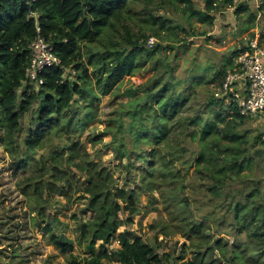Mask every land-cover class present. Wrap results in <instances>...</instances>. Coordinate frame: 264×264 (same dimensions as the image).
Segmentation results:
<instances>
[{"label": "trees", "instance_id": "obj_1", "mask_svg": "<svg viewBox=\"0 0 264 264\" xmlns=\"http://www.w3.org/2000/svg\"><path fill=\"white\" fill-rule=\"evenodd\" d=\"M233 2L0 0L1 141L14 169H25L29 165L30 157L19 155L16 134L21 128L22 116L36 101H41V107L36 127L30 130L26 142V148L32 153L44 149L54 135L62 138L59 131L64 135L73 133L76 98L86 111L81 120L96 116L97 106L92 103L99 96L95 97L89 87L88 67L96 78L100 94L107 95L122 75L133 76L147 61L152 63L154 74L136 88L127 89L128 101L114 108L101 132L111 136L107 147L112 150L113 159L126 160V182H135L133 174L138 169V187H117L114 169L120 166L91 161L79 142L70 146L66 160H62L63 153L62 158L54 156L50 166L43 158L36 159L33 167L40 174L17 181L18 189L28 197V205L34 213L32 225L41 226L46 242L64 255L67 264H169V254L159 256L154 247L140 238L131 240L121 233L119 248L106 246L118 228L130 225L133 216L139 213V194L154 192L169 220L153 225L152 229L159 226L165 237L180 234L188 240V246L182 245L192 250L193 259L183 264H222L221 260L224 264H264V176L253 174L254 160L248 154L250 140L239 131L245 120L256 117L242 115L235 99L215 96V89L221 86L226 71L234 67V59L247 49L249 41L253 38L259 43L264 41V14L256 20L257 13L264 10V0L260 9H256L253 0H237L234 10L226 12ZM132 3H141V10L135 12ZM167 7L173 13L179 12L186 24L173 25L174 20L166 18V13L158 14ZM224 12L238 23L236 37L240 43L232 52L233 60H226L228 69L217 74H202L201 82L187 78L189 86L183 88L180 83L165 79L166 73H175L174 68H168L170 71L157 68L155 57L162 54L161 58H166L167 51L176 47L180 41L176 38L177 30L190 33L186 26L192 25L191 18L212 26L215 16ZM135 14L141 16L150 34L141 28L133 32L129 21ZM257 28L260 29L258 34ZM107 29L119 32V41L108 36L105 50L93 51L90 43L99 40ZM162 32H167L168 44L162 46L158 41L148 48L146 44L153 38L158 39ZM35 38H43L53 46L61 61L60 66L45 69L40 74L43 83L37 87L25 83L29 45ZM76 73L79 83L71 80ZM200 83L204 84V90L209 89L203 103L197 101L199 92L193 90ZM88 92L92 94L89 101L85 97ZM256 141L264 144L261 136ZM70 169L78 171L84 179ZM61 181L67 186L66 192L57 186ZM71 192L79 193L86 201L85 209L93 214L88 219L74 218L73 230L76 240L86 245L85 254L90 257L67 253L73 241L64 233H54L57 217L47 219L45 204L51 195ZM203 198L208 199L209 207L216 206L208 219H199L200 214L192 207L205 205ZM229 215L231 220L227 219ZM209 219H218L219 225L243 239L230 243L225 236H219L211 245L212 237L206 234L213 228ZM169 226L173 227L171 232H168ZM215 251L219 259H214ZM178 260L183 258L178 257Z\"/></svg>", "mask_w": 264, "mask_h": 264}, {"label": "rangeland", "instance_id": "obj_2", "mask_svg": "<svg viewBox=\"0 0 264 264\" xmlns=\"http://www.w3.org/2000/svg\"><path fill=\"white\" fill-rule=\"evenodd\" d=\"M141 7V3L131 4V8L135 12H139ZM200 7H202V5ZM163 12L166 13V18L174 20L173 25H177L178 23L183 25L186 24L184 22L185 20H183L184 17L182 18L179 12L173 13L171 8L167 7L159 11L158 14L160 15ZM155 13L156 11L154 14ZM229 15L230 14L225 12L216 15L215 22L212 26L197 23L195 18H191L190 22L192 25L189 27L187 24L186 26V30L190 33L178 29L176 38L180 41L176 43V47L167 51L166 58H161L162 54L155 57L158 61L157 68H174L175 73H166L165 79H169L173 81V83H180V88H183L184 86H189L190 81L187 78H194L193 82H197L198 80L201 82L200 80H202V77L200 76L202 74H217L218 71L226 69L228 67L227 58L233 60L234 57L232 56V52L240 44L236 37L238 23H234L233 19L230 20ZM140 19L141 16L138 14L131 17L129 21V23H131V29L133 32L137 33L139 28H141L147 35L150 34L149 29L147 28V30H145V26ZM190 28H192L194 33H192ZM118 33L119 32L116 33L111 29H107V32H103L99 40L90 43V46L93 51H104L108 36L114 41H119L120 36ZM120 34H123V30L121 29ZM165 34H167V32H162L158 38L159 40L153 38V41L150 40L146 46L151 49L158 41L161 42L162 46H166L170 40L165 39ZM120 47L122 48V46ZM86 59L85 56V60ZM151 64L150 61H147L140 71L135 72L133 76L128 74L122 75L112 87L111 92L107 95L100 94V91L97 89L96 78L91 71V67H88L91 79L89 87L95 97L99 96L97 97L98 99H95L92 103L93 106H97L96 116L88 121L81 120L86 111L82 109L81 103L78 98H76L73 105L72 124L75 129L73 133L71 135H64L63 131H59L62 133V138L58 139L56 135H54L53 140L45 145L46 147H44V149H38L37 152L32 153L26 148V142L30 130L36 127L35 121L38 110L41 107V101H36L34 106L22 116L21 128L16 134L17 144L20 149L19 155H28L30 157L28 161L29 165L25 169H14L11 167L10 162L12 159L2 146V130L0 128V264H67L64 255L59 253L55 246L46 242L41 226L34 227L32 225L31 217L34 213H31L30 206L27 202L28 197L23 195L21 190L17 187V181H21L28 176L40 174V172L33 167L35 164L34 161H37L36 159L43 158L48 166L51 165L54 156H61L62 158L63 155L62 160H66L70 146L75 142H79L82 148L89 154L91 161H101L108 166L111 163H113V166H120L114 169L117 187L126 186L132 188L134 186H139L138 169H136L133 174L135 182H126V160L113 159V152L110 147H107V144H109L111 140V136L102 135L101 132L108 124V120L110 116H112L114 108H118L120 104L128 101L127 89L131 87L136 88L154 74V71L150 67ZM73 78L74 79H71L72 82L79 83L78 73H76ZM204 88L205 86L203 83L193 88L194 91L199 92L197 101L200 103H203L209 94V89L206 87L204 90ZM37 89L38 88H36V90ZM91 96V92H88L85 97L89 101ZM217 108L218 107H216V109ZM229 113H231V109ZM239 131L247 134L250 140L248 154L252 156L254 160L252 169L253 174L255 176H264V144L256 141L259 136L264 140L263 118L256 117L254 120H245L239 128ZM70 170L80 176L81 180L84 179V176L80 175L75 169ZM45 179L50 181L47 176ZM63 182L64 181H61L57 186L65 190L67 186H64ZM235 187L236 184L232 186V188ZM66 191L67 190H65V192ZM46 194L47 193H45L44 196H46ZM188 194H192L190 190H188ZM207 200L208 199H204L205 205L203 206H192L193 208L195 207L200 214L199 219H208L211 212L216 209V206L209 207L206 205ZM85 202L86 201L80 197L79 193L71 192L69 195H58L53 193L45 204L48 215L47 219L49 221H51L53 217H57L58 219V226L54 229V233H64L70 238L73 241V247L71 250L67 251V253H73L78 257H90L89 254H85L87 250L86 245L80 244L76 240L73 232L76 225V220L74 218L88 219L93 216L92 212H88L85 209ZM138 206L139 213L133 216V222L130 225L118 228L111 242L107 244L108 249L120 247V244L118 247L117 241L119 235L122 233L131 240L140 238L145 243L150 244L155 248L159 256L169 254V264H183L193 259L192 250L183 248V243L186 246L189 244L188 240L183 236L180 234H169L165 237L160 232L159 226L155 230L152 229L153 225H158L161 221L166 222L169 220L156 192H154V194L140 193ZM217 211H220L219 206ZM227 219L231 220V216L229 215ZM209 222L212 224L213 228L207 230L206 234L212 237L211 245H213V241L218 239L219 236H225L230 243L236 239H243L242 236L237 235L233 230L225 229L226 227L219 225L218 219H209ZM214 227H216V229H214ZM172 230L173 227L169 226L168 232ZM178 257L183 258V260H178ZM214 259H219V253L217 251H215ZM220 263L224 264L225 262L221 260Z\"/></svg>", "mask_w": 264, "mask_h": 264}, {"label": "built area", "instance_id": "obj_3", "mask_svg": "<svg viewBox=\"0 0 264 264\" xmlns=\"http://www.w3.org/2000/svg\"><path fill=\"white\" fill-rule=\"evenodd\" d=\"M253 2L256 9H260L262 0H253ZM236 4L237 0H234L225 11L232 12ZM262 14L264 10L257 13V21ZM262 28L264 30V25ZM259 32L260 29L257 28L256 34ZM246 47L247 49L234 59V67L226 71L221 86L215 89V96L233 98L237 101L242 115L264 119V44L253 38ZM60 63L53 46L43 38H35L29 45V66L26 69L25 83L35 84L36 87L41 85L43 79L40 74L45 69L60 66Z\"/></svg>", "mask_w": 264, "mask_h": 264}, {"label": "crops", "instance_id": "obj_4", "mask_svg": "<svg viewBox=\"0 0 264 264\" xmlns=\"http://www.w3.org/2000/svg\"><path fill=\"white\" fill-rule=\"evenodd\" d=\"M262 44H264V41L262 42Z\"/></svg>", "mask_w": 264, "mask_h": 264}]
</instances>
